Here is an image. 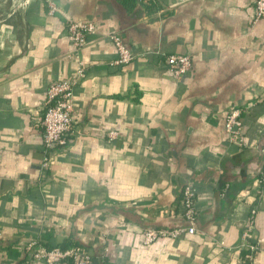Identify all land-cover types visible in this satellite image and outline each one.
<instances>
[{
	"label": "crops",
	"instance_id": "0c3cea01",
	"mask_svg": "<svg viewBox=\"0 0 264 264\" xmlns=\"http://www.w3.org/2000/svg\"><path fill=\"white\" fill-rule=\"evenodd\" d=\"M47 1L0 0V264H41L27 259L31 241L80 246L91 264H264V17L251 24L253 0H154L159 10L141 15L116 0H51L49 15ZM70 21L100 27L75 50ZM110 33L134 61L113 65ZM173 54L191 57L186 77L168 70ZM79 65L73 129L46 152L45 92ZM233 107L243 147L224 129ZM188 184L195 232L141 244L146 228L187 226ZM247 229L254 251L240 248Z\"/></svg>",
	"mask_w": 264,
	"mask_h": 264
},
{
	"label": "built area",
	"instance_id": "2783aa9c",
	"mask_svg": "<svg viewBox=\"0 0 264 264\" xmlns=\"http://www.w3.org/2000/svg\"><path fill=\"white\" fill-rule=\"evenodd\" d=\"M48 14L54 15L57 7L54 1L48 0ZM253 16L251 24L255 25L264 17V0H253ZM99 25L93 21H70L66 27V38L72 48L78 50L86 45L89 36L97 33ZM111 41L117 58L113 65L124 67L137 57L123 42L117 33H110L107 36ZM164 62L170 73L176 79L186 77L192 69L191 57L188 54H173L165 57ZM84 75V68L79 65L72 78L66 80H56L49 84L45 92L43 101V112L38 113L43 128V148L46 152L58 151L66 147L67 137L71 133L76 121V107L73 100V86L77 80ZM242 110L231 109L225 117L224 129L228 140L236 146L243 147V123L241 120ZM119 133L110 129L106 136L109 140L118 138ZM264 153V150H261ZM44 166L48 159H45ZM260 184L264 178V164L258 175ZM197 188L193 185H186L182 188L180 196L181 217L186 222V227H176L172 229L146 228L142 232L141 244L150 245L160 238L177 239L184 234L195 232L194 223L197 217L196 208ZM251 214L254 211L251 210ZM249 236V229L242 234L240 248H249L251 251L255 247L246 243ZM26 256L30 263L41 264H91V256L80 246L53 247L46 248L36 241H31L25 246ZM104 249V254H107ZM250 264L252 258L250 256Z\"/></svg>",
	"mask_w": 264,
	"mask_h": 264
},
{
	"label": "trees",
	"instance_id": "16d2710c",
	"mask_svg": "<svg viewBox=\"0 0 264 264\" xmlns=\"http://www.w3.org/2000/svg\"><path fill=\"white\" fill-rule=\"evenodd\" d=\"M116 2L128 15H141L142 11L154 14L159 10V6L154 0H116ZM236 108L240 109V107H233L231 109Z\"/></svg>",
	"mask_w": 264,
	"mask_h": 264
},
{
	"label": "rangeland",
	"instance_id": "374dc122",
	"mask_svg": "<svg viewBox=\"0 0 264 264\" xmlns=\"http://www.w3.org/2000/svg\"><path fill=\"white\" fill-rule=\"evenodd\" d=\"M17 1H18V2H17ZM21 1H23V0H16L17 3L21 2ZM1 9H2L1 11L4 12L5 7L3 6ZM2 14H4V13H2ZM0 16H1V15H0Z\"/></svg>",
	"mask_w": 264,
	"mask_h": 264
},
{
	"label": "bare ground",
	"instance_id": "6f19581e",
	"mask_svg": "<svg viewBox=\"0 0 264 264\" xmlns=\"http://www.w3.org/2000/svg\"><path fill=\"white\" fill-rule=\"evenodd\" d=\"M27 2H28V0H27Z\"/></svg>",
	"mask_w": 264,
	"mask_h": 264
}]
</instances>
